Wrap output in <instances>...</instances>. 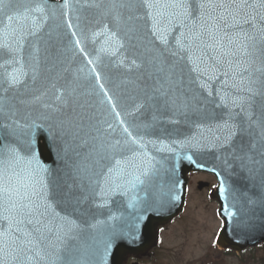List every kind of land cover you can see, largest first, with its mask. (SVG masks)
Segmentation results:
<instances>
[{"label": "snow or ice", "instance_id": "1", "mask_svg": "<svg viewBox=\"0 0 264 264\" xmlns=\"http://www.w3.org/2000/svg\"><path fill=\"white\" fill-rule=\"evenodd\" d=\"M58 10L73 14L75 24L65 20L76 29L68 43L93 65L87 75L97 82L92 53L81 44L104 36L115 44L112 55L133 57L117 66L139 73L136 102L123 115L140 124L119 119L118 133L107 115L121 111L104 83L96 95L111 112L101 118L88 101L74 117L49 115L71 107L74 82H52L50 103L45 92H32L66 71L60 25L47 27ZM0 17V264H102L107 243L101 248L88 237L103 223L96 212L129 185H151L159 169L144 149L174 135L185 138L172 144L218 153L229 175L264 202V0H62L55 8L49 0H0ZM37 107L44 110L39 124L27 111ZM37 130L56 145L62 169L50 171L37 159ZM220 188L228 193L227 181ZM240 196L254 203L247 192ZM223 212L236 215L227 206Z\"/></svg>", "mask_w": 264, "mask_h": 264}, {"label": "water", "instance_id": "2", "mask_svg": "<svg viewBox=\"0 0 264 264\" xmlns=\"http://www.w3.org/2000/svg\"><path fill=\"white\" fill-rule=\"evenodd\" d=\"M49 3L55 8L62 4V0H49ZM67 19H71L73 24L76 23L71 12L67 17H63L59 15L58 10L57 18L50 20L47 25L49 29L60 25L56 32L59 33L57 38L62 37L65 47L63 68L66 71L61 73L59 80L42 79L38 81L32 86V92L34 94L45 92L43 101L50 103L53 102L55 94V89L50 86L52 82H55L57 87L66 81L74 82L78 85V94L71 99V107L61 113H49V115L56 120L74 117L76 113L82 111L77 105L88 101L92 105V109L95 110L97 118H101L111 112L107 100L103 105L98 103L99 99L103 98V94L96 95L100 92L98 84L104 83L109 94H115L113 102L117 104L116 110L121 111L120 117H115L114 114L107 115L109 122L117 127L118 133L122 134V127L117 125L119 119H125L129 124H140L142 118L123 115L124 111H131L136 102L138 90L135 83L139 73L137 70L123 65L117 66L120 60H124L127 64L133 57L124 52H116L115 55H112L115 51V44L104 36L97 37L95 42L89 41L86 44H81V47H85L89 53H92L88 58L95 62V70L101 76V80L97 82L94 76L87 75L93 65H88L87 60L78 50L68 43L69 40L74 39L71 37V31L76 29L70 30L66 27L65 20ZM101 47L107 51L99 52ZM97 54L100 56L98 61ZM80 69H84V72H81ZM86 75L87 79H85ZM76 77L79 79L76 80ZM92 85H96V87L93 89ZM85 91L90 94L79 95ZM27 111L31 113V118L36 123H43L40 118L44 113L43 109L37 107ZM47 127L48 124L44 123V128L47 129ZM130 131L136 135L138 129L130 128ZM184 131L186 135H189L186 130ZM161 138L163 139V137ZM184 138L183 135H174L165 139L164 144H147L144 151L149 156L155 157L154 163L159 169L158 176L151 185H129L121 193L109 197L108 205L96 212V220L103 221V223L91 230L88 237H94L101 248L107 243V252L102 264H123L128 254H144L156 243L155 229L157 226L167 223L183 211L187 186L186 176L191 171H206L212 173L217 179L218 183L213 197L219 201L220 207L217 214L224 223L218 236L219 246H230L233 249L241 250L246 246H255L264 242V202L261 201L260 194L253 195L242 179L229 175V169L218 158L219 154L211 148H195L188 145L182 147L179 143H171L172 140L179 141ZM146 139L155 140L156 137L146 136ZM168 147L174 151H168ZM35 151L37 159L50 171L63 168L61 155L58 154L56 145L51 143L47 131L37 130ZM222 179L227 181L228 193L221 191ZM233 190L239 201L233 199ZM241 192H247V195L253 198L254 203L243 204ZM125 194L131 196L126 197ZM225 206L229 210L235 211L236 215L229 218L223 212ZM109 217H114V219H109ZM113 230L116 234L110 235Z\"/></svg>", "mask_w": 264, "mask_h": 264}, {"label": "rangeland", "instance_id": "3", "mask_svg": "<svg viewBox=\"0 0 264 264\" xmlns=\"http://www.w3.org/2000/svg\"><path fill=\"white\" fill-rule=\"evenodd\" d=\"M209 177H191L183 213L162 232L168 255L161 252L159 259L143 264H264V246L246 249L239 255L221 253L214 247L221 226L216 215L218 203L209 197V189H199L197 184L198 180L211 181Z\"/></svg>", "mask_w": 264, "mask_h": 264}, {"label": "flooded vegetation", "instance_id": "4", "mask_svg": "<svg viewBox=\"0 0 264 264\" xmlns=\"http://www.w3.org/2000/svg\"><path fill=\"white\" fill-rule=\"evenodd\" d=\"M208 175L209 178H211V181H204V182H207L209 185L208 187H206L207 189H209L210 193L213 191V188L215 187V178L210 175V174H206V173H201V172H198V173H193L191 175H189V182H190V179L192 176L194 175ZM199 181H203V180H198ZM174 221H172L171 223L165 225L164 227H161L160 228V232L162 234V232L170 225L172 224ZM160 243H158L157 247H154V249H152L151 251L147 252V256L146 257H142V258H136L135 256H131V258L129 259V263L128 264H141V262L143 261V259H150L151 261H154L155 259H159V255L162 253H165L166 255H168V251H169V248H165L163 246L164 244V239L161 237L160 238ZM214 247H216V249H218L217 247V244H216V241L214 239ZM229 252H232L229 250Z\"/></svg>", "mask_w": 264, "mask_h": 264}]
</instances>
